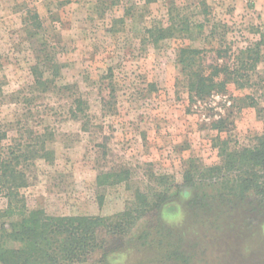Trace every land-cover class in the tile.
I'll return each instance as SVG.
<instances>
[{
	"label": "rangeland",
	"instance_id": "rangeland-1",
	"mask_svg": "<svg viewBox=\"0 0 264 264\" xmlns=\"http://www.w3.org/2000/svg\"><path fill=\"white\" fill-rule=\"evenodd\" d=\"M181 23L190 28L179 31ZM155 26L173 34L151 43ZM261 34L264 0H0V125L13 137L45 132L53 151L52 162L31 170L26 204L50 215L110 216L125 209L134 185L165 174L181 192L175 187L128 234L108 237V264H264V208L221 204L210 184L195 196L181 176L189 157L219 162L211 122L227 118L237 145L262 131L264 44L246 87L228 83L197 103L177 83L176 63L180 47L232 62ZM41 57L57 66L48 84L33 81ZM119 169L130 185H97L99 173Z\"/></svg>",
	"mask_w": 264,
	"mask_h": 264
},
{
	"label": "trees",
	"instance_id": "trees-1",
	"mask_svg": "<svg viewBox=\"0 0 264 264\" xmlns=\"http://www.w3.org/2000/svg\"><path fill=\"white\" fill-rule=\"evenodd\" d=\"M154 1L145 0L147 4ZM197 26L203 28L201 23ZM189 28V23H181L179 31ZM173 30L172 26L151 27L147 30L149 41L157 43L170 37ZM261 44L264 34L240 50L232 62L222 63L208 56L207 50L180 47L176 53L180 67L177 83L184 88L189 104L204 101L213 94H224L228 83L246 87L261 59ZM56 67L41 57L32 67L34 84H48L50 76L45 74L53 75ZM3 93L0 89V101L4 99ZM261 117L262 131L251 145L232 143L227 135L231 124L227 118L211 122V129L216 131L213 141L219 162L206 165L199 159L187 158L182 184L194 188L195 196L200 197V191L202 198L207 195L205 186L210 184L221 204L228 202L234 206L255 201L259 208H264V114ZM48 140L45 132L27 129L16 130L13 137L7 127L0 125V196L5 199V206L0 208V264H108L103 250L108 237L128 234L139 219L150 211L160 210L175 187L181 192L173 181L166 184L165 174L152 173L147 177L148 183L134 185L125 209L110 216L50 215L43 208H29L22 190L29 185V174L37 160L52 162L53 151L47 146ZM130 175L126 169L99 173L96 183L104 186L124 182L128 186Z\"/></svg>",
	"mask_w": 264,
	"mask_h": 264
}]
</instances>
